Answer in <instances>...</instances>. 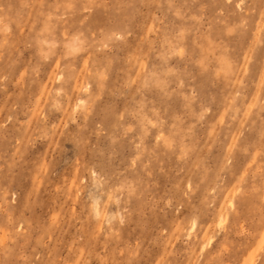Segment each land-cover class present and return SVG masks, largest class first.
<instances>
[{
    "label": "rangeland",
    "instance_id": "374dc122",
    "mask_svg": "<svg viewBox=\"0 0 264 264\" xmlns=\"http://www.w3.org/2000/svg\"><path fill=\"white\" fill-rule=\"evenodd\" d=\"M0 264H264V0H0Z\"/></svg>",
    "mask_w": 264,
    "mask_h": 264
}]
</instances>
